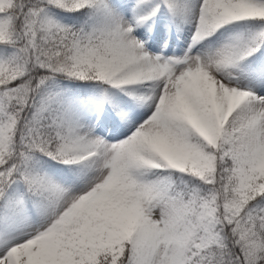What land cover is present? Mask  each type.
<instances>
[{"label":"snow or ice","instance_id":"snow-or-ice-1","mask_svg":"<svg viewBox=\"0 0 264 264\" xmlns=\"http://www.w3.org/2000/svg\"><path fill=\"white\" fill-rule=\"evenodd\" d=\"M0 264H264V0H0Z\"/></svg>","mask_w":264,"mask_h":264}]
</instances>
